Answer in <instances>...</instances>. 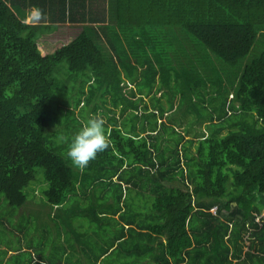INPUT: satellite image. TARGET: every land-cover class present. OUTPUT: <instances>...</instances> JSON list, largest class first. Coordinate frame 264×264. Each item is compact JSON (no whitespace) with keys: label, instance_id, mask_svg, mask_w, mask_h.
I'll return each mask as SVG.
<instances>
[{"label":"trees","instance_id":"1","mask_svg":"<svg viewBox=\"0 0 264 264\" xmlns=\"http://www.w3.org/2000/svg\"><path fill=\"white\" fill-rule=\"evenodd\" d=\"M91 2L0 0V194L67 225L27 238L48 254L20 264H264V0ZM64 21L82 29L42 52ZM175 108L204 133L186 137ZM86 109L109 144L80 169L66 147ZM37 167L44 202L27 204Z\"/></svg>","mask_w":264,"mask_h":264},{"label":"rangeland","instance_id":"2","mask_svg":"<svg viewBox=\"0 0 264 264\" xmlns=\"http://www.w3.org/2000/svg\"><path fill=\"white\" fill-rule=\"evenodd\" d=\"M91 4H88L90 9L88 11L94 12L93 14H98L101 12V10L104 8L106 5L107 0H91ZM89 2V0H88ZM100 11V12H98ZM34 10H31L29 15L26 17V21L30 20V17L34 14ZM77 14V13H76ZM82 22H72V21H64V22H59L56 25V28L53 30V32L47 33L43 35L40 39V44L42 46V52L44 51H49L50 49L54 48L55 46L61 44V43H67L70 40H72L82 29ZM244 62V61H243ZM59 66V71L56 68L55 70V75L59 78L62 79L65 77V72L67 71V66L64 61L60 62L58 64ZM57 66V67H58ZM67 85V84H66ZM68 92V89H63V100H65V96ZM231 94H229V97ZM163 102L166 105L165 99H163ZM75 112L77 113V109H74ZM86 112L89 113L90 117V111L89 109H86ZM99 114V113H98ZM170 117L176 119L177 128L178 130L183 131V128L186 126L187 132H185V136H197L200 135L201 133H204V128H205V123L202 121H195L193 118L192 113L184 112L181 108H175L173 111L169 112ZM102 117H105L106 113H101L100 114ZM79 116V115H78ZM80 117V116H79ZM81 118V117H80ZM84 122L87 120V117L82 119ZM189 123V124H188ZM191 123V124H190ZM186 129V128H185ZM193 146V145H192ZM192 149H194L192 147ZM36 175L35 178L32 179L29 184L26 186L25 191L27 193L28 197V202L27 204H30L32 202H35L36 200H39L41 203L44 202V196L42 193V190L46 187V182L43 177L42 169L40 167H37L36 169ZM174 184H181L179 181H175ZM99 189L96 188L95 192H97ZM36 194L34 201L32 200V197ZM41 198V199H40ZM43 199V200H42ZM32 200V202H31ZM36 205V206H35ZM32 203V209L29 208H24V207H16V206H11L7 203L5 200L4 196L0 194V260H2L3 256V249L4 248H11L13 250L23 248L27 249L23 252H21L20 256H15L12 257V259H15L17 263H23L24 261H30V256H34L37 253L36 250L34 249V246L36 244H39L40 240L46 239L45 237L47 235H55L59 232L60 236L59 238L63 241V234L65 232L64 228H67V225L61 223L59 220H54L52 216L47 214L50 209L49 205H45V208L41 209L39 212V208H41V205ZM37 208L34 209V208ZM22 208V209H21ZM47 209V211H46ZM38 214L39 217L33 216L34 214ZM264 213V210L262 211ZM13 215V216H12ZM10 219V224H8V220ZM20 222L22 225L26 226L28 229V233L26 237L23 235V231L19 230L16 227V222ZM78 221L83 224L84 228H81L80 226L77 225ZM74 232L71 234L77 235V231H80L81 233L87 235L89 232V224H87L86 219H76L74 220ZM27 238L31 240L32 244L27 241ZM58 238V236H57ZM46 242V241H44ZM43 244V243H42ZM41 244V245H42ZM32 247V248H29ZM42 250L37 253L40 256L43 254H48V250L45 249L46 246H42ZM3 248V249H1ZM37 248V247H35ZM12 252V251H11ZM57 251V255H58ZM8 255H5L3 257V263L6 262ZM12 263V260L8 261V264Z\"/></svg>","mask_w":264,"mask_h":264},{"label":"clouds","instance_id":"3","mask_svg":"<svg viewBox=\"0 0 264 264\" xmlns=\"http://www.w3.org/2000/svg\"><path fill=\"white\" fill-rule=\"evenodd\" d=\"M63 132L57 134V142L64 143ZM109 144L105 132V122L101 115L90 116L79 129L67 140L66 156L72 164L85 168L90 160L96 158Z\"/></svg>","mask_w":264,"mask_h":264},{"label":"built area","instance_id":"4","mask_svg":"<svg viewBox=\"0 0 264 264\" xmlns=\"http://www.w3.org/2000/svg\"><path fill=\"white\" fill-rule=\"evenodd\" d=\"M215 209H216V205H214L213 207H211V211L213 212V213H215Z\"/></svg>","mask_w":264,"mask_h":264},{"label":"crops","instance_id":"5","mask_svg":"<svg viewBox=\"0 0 264 264\" xmlns=\"http://www.w3.org/2000/svg\"><path fill=\"white\" fill-rule=\"evenodd\" d=\"M32 10H34V9H32ZM35 11V10H34ZM35 13V12H34Z\"/></svg>","mask_w":264,"mask_h":264}]
</instances>
